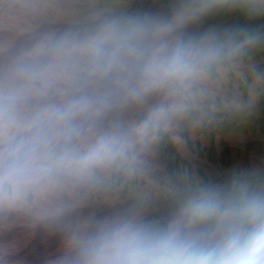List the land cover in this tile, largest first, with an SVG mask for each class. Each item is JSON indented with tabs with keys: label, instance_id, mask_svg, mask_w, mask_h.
<instances>
[{
	"label": "rangeland",
	"instance_id": "rangeland-1",
	"mask_svg": "<svg viewBox=\"0 0 264 264\" xmlns=\"http://www.w3.org/2000/svg\"><path fill=\"white\" fill-rule=\"evenodd\" d=\"M167 3L170 16H163L162 0H0V124L19 132L71 98L113 93L112 74L95 72L79 49L58 54L52 45L62 37L83 40L106 21L140 16L170 20L199 8L203 0ZM238 29L258 37L244 54L223 59L213 72L201 69L183 83L139 98L115 94L110 107L81 121L77 138L49 145L51 170L41 173L27 192L0 193V264H66L70 247L100 222L154 223L152 216L161 210L170 211L164 217L170 222L191 195H175L153 208L138 202L173 194L159 166L154 135L159 125L175 132L178 153L192 168L194 193L225 189L228 176L237 183L249 177L264 180V130L259 129L264 128V4L253 11L231 4L211 7L188 19L177 34L189 39ZM3 33L9 36L1 38ZM22 35L23 44L7 53ZM209 101L234 110L228 128L210 137L189 125L188 149L178 137L185 129L179 124L186 107ZM104 134L119 135L125 143L115 162L89 170L62 162L79 157ZM4 147L0 143V150Z\"/></svg>",
	"mask_w": 264,
	"mask_h": 264
},
{
	"label": "clouds",
	"instance_id": "clouds-1",
	"mask_svg": "<svg viewBox=\"0 0 264 264\" xmlns=\"http://www.w3.org/2000/svg\"><path fill=\"white\" fill-rule=\"evenodd\" d=\"M225 4L253 11L264 0H203L199 8L170 20L126 17L104 22L83 40L55 41L58 54L79 49L95 72L112 74L114 92L71 98L42 113L22 135L0 124V143L6 145L0 150V193L27 192L41 173L51 170L49 145L77 138L81 121L110 107L115 94L139 98L183 83L210 63L244 54L258 40L246 29L189 39L177 34L195 14ZM124 151L119 135L104 134L79 157L62 162L89 170L115 162ZM69 252L66 264H264V180L193 193L166 225L134 219L100 222Z\"/></svg>",
	"mask_w": 264,
	"mask_h": 264
},
{
	"label": "trees",
	"instance_id": "trees-1",
	"mask_svg": "<svg viewBox=\"0 0 264 264\" xmlns=\"http://www.w3.org/2000/svg\"><path fill=\"white\" fill-rule=\"evenodd\" d=\"M167 2L168 0H162L164 13L163 16H170L171 9L170 6L168 7ZM140 18L144 17L140 16ZM3 34L4 35H1V38L9 36L8 33ZM25 37V35L19 36V38L16 39L15 44L12 45V48L7 53L12 54L15 50H17L19 46H21L26 40ZM3 59H1L0 61H2ZM224 62L225 60L222 59L217 62L210 63L204 66L202 70H204L205 72H213V70L216 68V65L223 64ZM260 101L264 105V93L261 95ZM233 114L234 110L225 107L224 104L220 103V101H217L216 103L209 101L206 102L205 105L197 103V107H190L189 105H187L186 111L184 113L185 117L179 124L181 127H185V129L179 131L178 137L180 138V140L184 141L189 149L191 148V141L189 140L188 136L189 131L186 129L189 125L195 126L194 129L196 132L199 131L205 135L214 137L220 130H225L226 128H228L229 120L231 119ZM6 128L9 131H16V128H14V126H11L10 124ZM259 129L264 130V128L261 126L259 127ZM24 132L25 129L17 133L22 135L24 134ZM154 135L157 144V154L161 161L159 163V166L163 168V174L165 178L172 183V186H170V188L173 194H168L165 197H140L138 201L140 202L139 204L144 203L145 206H149L152 208L165 203L168 199H170V197H173L175 195L183 196L185 194L192 195L196 190L194 188L195 186H193V182L191 181L192 178L190 171L192 168L189 163L184 160L180 153H178L177 144L174 142V136L176 135L175 132L172 130L170 131L163 129V127L159 125L157 126V130L155 131ZM205 179L206 181H208L206 177ZM246 180L256 182L254 177H249ZM189 181L191 182L189 183ZM239 182H241L240 179L238 180V183ZM225 184L226 187L223 190H229L237 184V180L228 176V180H226ZM135 202L137 203V201H130L129 203L131 205H135ZM165 215H170V211L168 213L167 211L162 210L156 211V213L151 218V222L153 221L156 224L166 225L168 221L166 218H164Z\"/></svg>",
	"mask_w": 264,
	"mask_h": 264
}]
</instances>
